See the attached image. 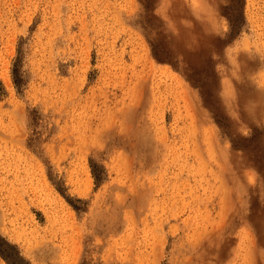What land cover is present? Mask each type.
Here are the masks:
<instances>
[{
    "label": "rangeland",
    "instance_id": "rangeland-1",
    "mask_svg": "<svg viewBox=\"0 0 264 264\" xmlns=\"http://www.w3.org/2000/svg\"><path fill=\"white\" fill-rule=\"evenodd\" d=\"M0 264H264V0H0Z\"/></svg>",
    "mask_w": 264,
    "mask_h": 264
}]
</instances>
